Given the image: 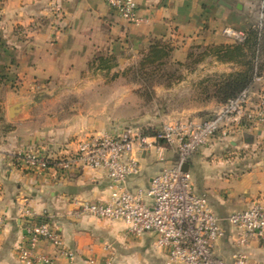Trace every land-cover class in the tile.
<instances>
[{
    "label": "crops",
    "instance_id": "crops-1",
    "mask_svg": "<svg viewBox=\"0 0 264 264\" xmlns=\"http://www.w3.org/2000/svg\"><path fill=\"white\" fill-rule=\"evenodd\" d=\"M134 1L136 22L124 21L103 0H0V264H22V207L48 217L74 252V264H166V252L153 245L151 232L130 235L120 220L80 212L83 201L109 200V178L102 170L50 166L37 171L20 157L31 150L62 155L74 151L84 134L130 126L121 118L137 114L138 97L131 81L111 77L153 40L170 44L173 58L184 63L194 46L232 43L223 34L225 27L244 32L250 24L264 22V8L256 18L250 16V5L260 0H227L235 9L212 0ZM232 66L212 60L201 73L189 72L180 82L228 72ZM170 89L161 85L162 91ZM261 90L264 73L251 85L252 93ZM204 98L208 101L176 113L199 120L223 106ZM165 155L159 161L154 150L142 153L140 171L128 178V186L146 187L174 161L171 151ZM187 170L194 192L206 193L220 218L249 208L264 193V124L240 128L229 140L201 147L188 159ZM222 225L226 234L215 242L217 255L227 259L242 250L251 263L264 262V243L252 238L240 246L235 231L226 221ZM34 254L54 255L55 250L40 240ZM58 260L67 262L64 256Z\"/></svg>",
    "mask_w": 264,
    "mask_h": 264
},
{
    "label": "built area",
    "instance_id": "built-area-1",
    "mask_svg": "<svg viewBox=\"0 0 264 264\" xmlns=\"http://www.w3.org/2000/svg\"><path fill=\"white\" fill-rule=\"evenodd\" d=\"M103 1L124 21L138 20L134 0ZM223 34L233 41L244 38L243 31L231 27H225ZM258 124H264V90L254 94L249 86L219 111L199 120L167 122L149 132L126 126L119 132L84 134L72 152L50 156L31 150L20 157L26 166L37 171L50 166L60 170L73 166L102 170L109 178V200L83 201L79 204L80 212L120 220L130 235L151 232L155 236L153 245L166 252V264H264L251 263L242 250L233 251L227 259L214 251L215 242L226 234L222 221L235 231L238 245H246L252 238L264 243V193L249 208L220 218L209 207L207 194L194 192L191 174L183 169V164L201 147L218 139L229 140L240 128ZM151 150L159 161L165 159L166 151H171L174 161L154 174L146 187L131 189L128 178L139 173L140 155ZM39 216L43 218L37 221ZM39 216L28 207L19 209L26 237L18 246L20 262L74 264V252L64 244L48 217ZM3 223L0 216V228ZM40 240L51 244L55 254H34ZM59 256H64L67 262H59ZM92 262L89 260V264Z\"/></svg>",
    "mask_w": 264,
    "mask_h": 264
},
{
    "label": "rangeland",
    "instance_id": "rangeland-1",
    "mask_svg": "<svg viewBox=\"0 0 264 264\" xmlns=\"http://www.w3.org/2000/svg\"><path fill=\"white\" fill-rule=\"evenodd\" d=\"M233 7L235 9V6ZM263 8L264 0L263 2L260 0V3L256 2L251 4L249 8L251 10L250 16L256 18ZM255 24L264 26V22L263 24L261 22ZM170 46L169 44V47ZM203 46L205 47L206 45ZM203 46L198 45L192 47L189 51L191 53L190 58L184 63L176 61L173 58L171 47V50L168 51V55L164 56L160 61L158 60V62L156 61L153 64L146 63L141 66L140 61L146 53V51L143 50L132 63L125 66L124 69L115 74V76H112L111 78L113 79L121 75L126 78L127 81H131L133 91L138 97L137 114H125L126 116L121 118V122L148 132L152 129H157L163 123L177 122L185 118L195 119V115L193 114H178L176 111H181L184 108H189L195 104L208 101L207 98H204V93L199 91L201 90L200 82L204 78L207 76L214 78V75L228 73L238 68L237 65L232 62V69L228 72L206 73L202 75L201 79L198 75L197 78L195 77V81L193 78H185V82H180L182 77L184 78L189 72L192 73L196 70V73H201L206 64L210 63L212 60H216L214 56L203 53ZM199 61L203 62L198 63ZM196 64L205 65L199 67V65ZM162 84L171 87V89L162 91ZM216 102L219 103L218 101ZM213 113L214 111L208 112L205 117ZM237 152H242V150Z\"/></svg>",
    "mask_w": 264,
    "mask_h": 264
},
{
    "label": "trees",
    "instance_id": "trees-1",
    "mask_svg": "<svg viewBox=\"0 0 264 264\" xmlns=\"http://www.w3.org/2000/svg\"><path fill=\"white\" fill-rule=\"evenodd\" d=\"M169 50L171 46L165 41L153 40L145 50L146 53L140 61L141 66L160 61L168 55ZM203 50L204 54L212 55L218 61L233 62L238 67L234 71L214 75V78L207 76L200 82L199 91L204 93V97H211L224 104L251 86L255 78L264 73V26L250 24L244 30V38L241 41L206 45ZM190 55L191 53L188 58ZM42 218L39 216L36 220L40 221Z\"/></svg>",
    "mask_w": 264,
    "mask_h": 264
},
{
    "label": "water",
    "instance_id": "water-1",
    "mask_svg": "<svg viewBox=\"0 0 264 264\" xmlns=\"http://www.w3.org/2000/svg\"><path fill=\"white\" fill-rule=\"evenodd\" d=\"M214 3L224 6L226 8H232V4H230L227 0H212ZM236 8L240 9L241 6L239 4L236 5ZM183 169L187 170V163L183 164Z\"/></svg>",
    "mask_w": 264,
    "mask_h": 264
}]
</instances>
